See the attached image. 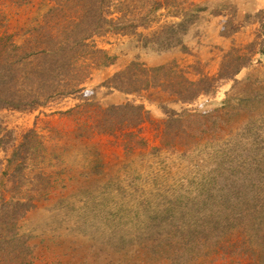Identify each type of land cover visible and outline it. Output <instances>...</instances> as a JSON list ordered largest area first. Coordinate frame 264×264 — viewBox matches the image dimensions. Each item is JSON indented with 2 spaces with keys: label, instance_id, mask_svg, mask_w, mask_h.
<instances>
[{
  "label": "rangeland",
  "instance_id": "374dc122",
  "mask_svg": "<svg viewBox=\"0 0 264 264\" xmlns=\"http://www.w3.org/2000/svg\"><path fill=\"white\" fill-rule=\"evenodd\" d=\"M198 4L207 10L183 37L185 49L148 41L179 21L161 11L137 35L94 39L115 62L89 66L78 93L34 110H0L15 137L0 141V218L14 204L27 208L14 223L0 221V264H264V0ZM54 7V0H0V38L22 45ZM228 52L251 61L236 82L192 103L103 84L134 60L175 62L192 79L212 76ZM139 103L150 114L140 132L98 131L107 107ZM161 106L194 117L167 129ZM14 149L24 165L17 176L4 172Z\"/></svg>",
  "mask_w": 264,
  "mask_h": 264
},
{
  "label": "trees",
  "instance_id": "16d2710c",
  "mask_svg": "<svg viewBox=\"0 0 264 264\" xmlns=\"http://www.w3.org/2000/svg\"><path fill=\"white\" fill-rule=\"evenodd\" d=\"M54 3L50 14L34 31H30L22 45L17 46L10 35L0 38V110H34L47 104L54 96L78 93L89 76V66L107 67L115 62V57L99 48L94 39L109 34L137 35L139 28H151V17L161 11L179 21L163 24L148 41L162 47L185 49L183 37L195 23L197 14L207 10L199 6L198 0H54ZM226 29L234 33L238 28L233 20L227 23ZM249 61L250 56L228 52L215 75L198 73L193 74L198 78L192 79L187 76L192 75L186 74L175 62L148 67L134 60L113 73L103 84L137 97L150 90H160L177 103H192L200 96L215 94L227 81L236 82V75L248 66ZM229 99L227 96L224 102ZM232 99L241 102L239 98ZM161 108L167 115V129L194 117L186 108L179 111L166 106ZM104 113L97 126L103 133L113 132L112 127L140 132L141 125L149 121L150 116L143 103L109 106ZM5 136L10 141L15 140L0 122V141ZM23 167L21 155L16 149L12 150L4 172L17 176ZM2 185L3 179L0 178V187ZM0 203L5 206L3 200ZM26 211V204H14L11 210L3 211L0 221L13 220L14 223L19 216L17 212L24 214ZM14 225L8 228L14 229ZM17 241L14 236L9 240L10 243Z\"/></svg>",
  "mask_w": 264,
  "mask_h": 264
}]
</instances>
